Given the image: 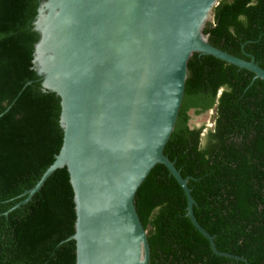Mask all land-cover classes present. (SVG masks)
I'll return each instance as SVG.
<instances>
[{
  "label": "trees",
  "instance_id": "trees-1",
  "mask_svg": "<svg viewBox=\"0 0 264 264\" xmlns=\"http://www.w3.org/2000/svg\"><path fill=\"white\" fill-rule=\"evenodd\" d=\"M39 0H0V264H74V203L66 168L30 198L62 140L59 98L27 87L35 39L21 37ZM203 33L210 44L264 69V0H218ZM163 153L190 176L193 215L213 236V253L185 212V196L162 164L137 187L134 206L154 264H264V81L211 55L192 53ZM220 89V90H219ZM219 90V92H218ZM212 109L202 134L188 110Z\"/></svg>",
  "mask_w": 264,
  "mask_h": 264
},
{
  "label": "water",
  "instance_id": "water-1",
  "mask_svg": "<svg viewBox=\"0 0 264 264\" xmlns=\"http://www.w3.org/2000/svg\"><path fill=\"white\" fill-rule=\"evenodd\" d=\"M218 0H39L21 37L35 39L27 89L59 98L61 145L22 194L24 202L65 167L74 203V264H154L134 206L137 187L162 164L185 196L193 227L220 256L196 221L195 203L163 147L183 95L192 53L211 55L253 73L264 69L210 44L203 33ZM220 90V89H219ZM218 90V92H219Z\"/></svg>",
  "mask_w": 264,
  "mask_h": 264
},
{
  "label": "rangeland",
  "instance_id": "rangeland-1",
  "mask_svg": "<svg viewBox=\"0 0 264 264\" xmlns=\"http://www.w3.org/2000/svg\"><path fill=\"white\" fill-rule=\"evenodd\" d=\"M188 120L191 125L201 126V124H204L207 127H210L212 123V109L198 113H195L193 110H189Z\"/></svg>",
  "mask_w": 264,
  "mask_h": 264
},
{
  "label": "flooded vegetation",
  "instance_id": "flooded-vegetation-1",
  "mask_svg": "<svg viewBox=\"0 0 264 264\" xmlns=\"http://www.w3.org/2000/svg\"><path fill=\"white\" fill-rule=\"evenodd\" d=\"M188 115H189V110H188ZM187 125H188L190 128H192V127H194V128H199V127H201V126L203 125L204 127H202V129H201V133H202V134L205 132L206 127H207V126L204 125V124H201V126L191 125V124L189 123V120H187Z\"/></svg>",
  "mask_w": 264,
  "mask_h": 264
},
{
  "label": "clouds",
  "instance_id": "clouds-1",
  "mask_svg": "<svg viewBox=\"0 0 264 264\" xmlns=\"http://www.w3.org/2000/svg\"><path fill=\"white\" fill-rule=\"evenodd\" d=\"M211 21H212V18H211V20L209 22H211Z\"/></svg>",
  "mask_w": 264,
  "mask_h": 264
}]
</instances>
